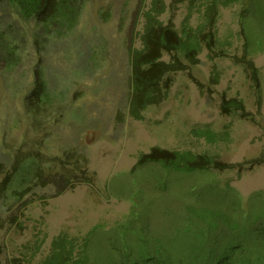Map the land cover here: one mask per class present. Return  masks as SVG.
Listing matches in <instances>:
<instances>
[{"label":"rangeland","instance_id":"374dc122","mask_svg":"<svg viewBox=\"0 0 264 264\" xmlns=\"http://www.w3.org/2000/svg\"><path fill=\"white\" fill-rule=\"evenodd\" d=\"M151 1L86 0L77 25L39 51L33 22L0 11L22 46L17 65L0 61V264H41L60 233L87 264L144 258L175 231L231 230L244 213L264 214V14L242 19L240 3L220 5L216 45L171 73L167 98L136 119L131 55ZM172 1L160 18L180 29L188 4ZM36 70L47 94L29 111ZM229 99L242 109L222 110ZM153 146L210 154L222 168L138 162ZM84 167L92 184L78 182L90 177Z\"/></svg>","mask_w":264,"mask_h":264},{"label":"trees","instance_id":"16d2710c","mask_svg":"<svg viewBox=\"0 0 264 264\" xmlns=\"http://www.w3.org/2000/svg\"><path fill=\"white\" fill-rule=\"evenodd\" d=\"M85 1L0 0V11L7 14L11 10L15 18L33 22L34 29L41 34L35 31L33 41L39 51L42 50L41 44H46L50 37L62 38L77 25ZM179 2L188 4V12L180 29L175 27L172 19L164 22L160 18L167 7L165 0H152L149 8L144 11L142 46L134 49L131 55L132 93L128 112L136 119L143 117L142 112L147 106L159 104L167 98L172 82L171 73L198 63L201 50L211 49L216 45V20L220 5L240 3L242 19L249 13L264 14V0H173L171 6L175 7ZM194 12H199L201 17L196 24L190 21ZM19 41L14 32L9 27L2 26L0 21V61L3 67L19 63L22 49ZM165 55L168 56L167 59L164 58ZM248 63L253 68L258 85L256 67L251 59ZM46 94L45 79L41 71L36 70L34 86L26 98L29 111L38 110ZM221 106L222 110L233 112L242 109L241 103L236 99H229ZM200 130L210 140L214 139L207 129ZM145 160H162L171 165L176 162L187 169L222 168L210 154L196 155L191 151L168 150L157 146L142 153L138 162ZM82 171L85 176L89 174L90 177H84L78 182L92 184L94 172L88 171L86 167ZM69 186L74 187L72 183ZM250 216L252 215L244 213L242 226L238 228L236 224L231 230L215 227L191 232L185 229L182 231L185 233L183 235L175 231L172 236L155 240V245L148 246L146 257L142 258L139 254L132 258L131 254L123 251L111 264H264V214L260 213L253 218ZM52 242V251L41 264L88 263L87 256H80V260L73 258L74 250L67 246L64 233L58 234ZM12 264L31 263L14 258Z\"/></svg>","mask_w":264,"mask_h":264}]
</instances>
